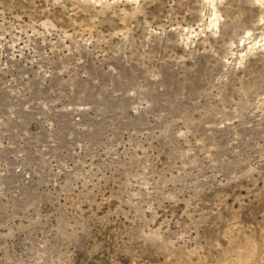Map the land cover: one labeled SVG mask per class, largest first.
Segmentation results:
<instances>
[{
  "label": "rangeland",
  "instance_id": "1",
  "mask_svg": "<svg viewBox=\"0 0 264 264\" xmlns=\"http://www.w3.org/2000/svg\"><path fill=\"white\" fill-rule=\"evenodd\" d=\"M0 264H264V0H0Z\"/></svg>",
  "mask_w": 264,
  "mask_h": 264
},
{
  "label": "bare ground",
  "instance_id": "2",
  "mask_svg": "<svg viewBox=\"0 0 264 264\" xmlns=\"http://www.w3.org/2000/svg\"><path fill=\"white\" fill-rule=\"evenodd\" d=\"M210 26H216V22L211 21Z\"/></svg>",
  "mask_w": 264,
  "mask_h": 264
}]
</instances>
